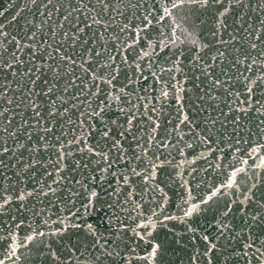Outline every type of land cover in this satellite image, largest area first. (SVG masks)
<instances>
[{
	"label": "snow or ice",
	"instance_id": "1",
	"mask_svg": "<svg viewBox=\"0 0 264 264\" xmlns=\"http://www.w3.org/2000/svg\"><path fill=\"white\" fill-rule=\"evenodd\" d=\"M165 221L187 264H264V0H8L0 264H165Z\"/></svg>",
	"mask_w": 264,
	"mask_h": 264
},
{
	"label": "water",
	"instance_id": "2",
	"mask_svg": "<svg viewBox=\"0 0 264 264\" xmlns=\"http://www.w3.org/2000/svg\"><path fill=\"white\" fill-rule=\"evenodd\" d=\"M7 5L8 0H0V9L6 8ZM5 15H8V13H5ZM206 36L207 33H205L204 37L202 38H205ZM199 163L203 165L204 162L200 161ZM171 171V169H168L167 172H161L158 176V180L162 181L161 187H165V190L168 191L169 196L171 197L170 213L178 214L174 205L180 202V199L184 193L182 189L171 183V179L167 174ZM217 175V173H212L214 178L217 177ZM92 220L95 223H99V219L95 216L92 218ZM183 227L184 226L177 221H165V224L159 226L157 229V239L163 243L164 248L166 249L165 264H169V261H171V264H187V258L185 256L186 249H183L174 243L176 233L182 232ZM83 241L84 237L82 233L70 232L61 243L71 247L72 245L82 244ZM19 264H43V262L40 259L33 257L26 260L22 258Z\"/></svg>",
	"mask_w": 264,
	"mask_h": 264
}]
</instances>
